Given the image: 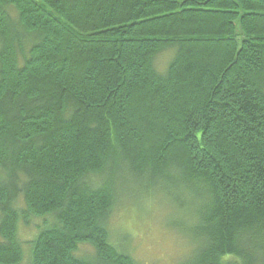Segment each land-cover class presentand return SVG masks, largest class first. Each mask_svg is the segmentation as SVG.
<instances>
[{"label":"trees","instance_id":"obj_1","mask_svg":"<svg viewBox=\"0 0 264 264\" xmlns=\"http://www.w3.org/2000/svg\"><path fill=\"white\" fill-rule=\"evenodd\" d=\"M166 193L179 264H264V0H0V264L33 218L27 264H138L112 213Z\"/></svg>","mask_w":264,"mask_h":264},{"label":"rangeland","instance_id":"obj_2","mask_svg":"<svg viewBox=\"0 0 264 264\" xmlns=\"http://www.w3.org/2000/svg\"><path fill=\"white\" fill-rule=\"evenodd\" d=\"M168 58L169 53H166L157 67L163 69ZM173 197L174 193H166L124 199L115 206L109 221L110 242L121 247L138 264H179L187 259L195 245L176 225L188 223L189 217L186 211L178 209ZM51 218L48 216L47 220ZM39 221L33 218L30 223L19 225L24 255L20 264H27L30 240L41 229ZM74 253L90 259L95 252L93 246L81 242Z\"/></svg>","mask_w":264,"mask_h":264}]
</instances>
